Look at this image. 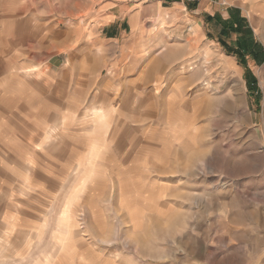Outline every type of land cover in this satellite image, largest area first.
<instances>
[{"label":"rangeland","instance_id":"1","mask_svg":"<svg viewBox=\"0 0 264 264\" xmlns=\"http://www.w3.org/2000/svg\"><path fill=\"white\" fill-rule=\"evenodd\" d=\"M152 1L0 0V264H264V0Z\"/></svg>","mask_w":264,"mask_h":264},{"label":"crops","instance_id":"2","mask_svg":"<svg viewBox=\"0 0 264 264\" xmlns=\"http://www.w3.org/2000/svg\"><path fill=\"white\" fill-rule=\"evenodd\" d=\"M253 1V0H252ZM153 3L148 4L144 8L148 9H156L159 12V15L162 17H165L166 15H169L171 13H174L176 11H193V12H201L203 15L200 18H206L208 22H211L214 19H217L213 12V8L209 4V0H154ZM142 14V9H138L135 14H132L128 16L126 5L122 4L121 8L118 12H116L113 16V20H111L109 23H114L115 28L112 31H115L112 33V37H118L123 35V32L128 31V27L133 26L136 28L138 25H140V16ZM232 17H234V12H231ZM223 16V15H222ZM230 17V16H229ZM228 17V18H229ZM223 18L227 19V17ZM221 21V20H220ZM219 22V20H218ZM220 24V23H219ZM118 31V32H117ZM91 35V34H90ZM186 46H183L180 51V53L185 52L191 55L192 52V45L190 42H188ZM163 50L167 48L166 45H164ZM178 49V48H177ZM221 65L225 66H232L233 62L231 60L225 61L224 59H218ZM193 70V68H190ZM159 70H162L161 67H159ZM171 101V99L169 100ZM88 116H91V122L94 123L93 126V132L94 134H97L98 130H101L102 127H100L101 124L106 123V117H107V110L102 106H93L90 108L87 112ZM63 124H66V122L63 120ZM57 127H55L53 130H56ZM89 153H95L99 152L100 154V141L97 138H94L91 145L89 146ZM65 213V212H64ZM66 213H68L66 211ZM51 252V251H50ZM47 252L44 258V261H35L33 264H53L54 260V254L53 252Z\"/></svg>","mask_w":264,"mask_h":264},{"label":"built area","instance_id":"3","mask_svg":"<svg viewBox=\"0 0 264 264\" xmlns=\"http://www.w3.org/2000/svg\"><path fill=\"white\" fill-rule=\"evenodd\" d=\"M133 1H135V2H148L150 0H133Z\"/></svg>","mask_w":264,"mask_h":264},{"label":"bare ground","instance_id":"4","mask_svg":"<svg viewBox=\"0 0 264 264\" xmlns=\"http://www.w3.org/2000/svg\"><path fill=\"white\" fill-rule=\"evenodd\" d=\"M67 215H68V213L65 212V217H64L65 219H67ZM65 219H64V220H65Z\"/></svg>","mask_w":264,"mask_h":264}]
</instances>
